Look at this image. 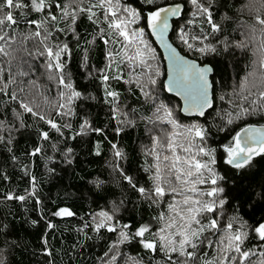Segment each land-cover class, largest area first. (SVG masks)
I'll use <instances>...</instances> for the list:
<instances>
[{"label": "snow or ice", "instance_id": "1", "mask_svg": "<svg viewBox=\"0 0 264 264\" xmlns=\"http://www.w3.org/2000/svg\"><path fill=\"white\" fill-rule=\"evenodd\" d=\"M249 50L250 70L224 91ZM254 117L264 120V0H0V264L19 250L54 264L53 218H77L74 255L101 244L93 264H264ZM140 125L129 152L123 138ZM45 181L89 210L46 213ZM20 229H43L39 251Z\"/></svg>", "mask_w": 264, "mask_h": 264}, {"label": "trees", "instance_id": "2", "mask_svg": "<svg viewBox=\"0 0 264 264\" xmlns=\"http://www.w3.org/2000/svg\"><path fill=\"white\" fill-rule=\"evenodd\" d=\"M241 2H246V0H241ZM158 51L160 49L158 48ZM161 53V51H160ZM162 54V53H161ZM239 60V75L237 76L236 71L229 69L228 73V88L224 91L231 92L232 86L239 83L240 80L243 79V77L246 75L247 71L250 70V65L252 61L256 58L253 56L252 52L249 50L246 54H239L238 55ZM94 63H97L102 66V57L99 53V51L96 54V58L94 60ZM121 90H123V85L118 86ZM177 99V98H176ZM178 100V99H177ZM220 107L227 108L228 104L227 101L216 102ZM98 110V109H97ZM99 119L104 120L105 117L101 113ZM248 122L259 124L264 123V120H261L259 117L251 118ZM243 126V125H241ZM143 125H140V127L137 130L131 131V134L123 138L124 144L127 146V149L129 152H132L133 149L138 148V137L142 135ZM21 142L16 146V153L17 155H21L22 150L25 147V142L23 137L20 138ZM146 142V141H145ZM138 155V152H137ZM25 163H27V159L23 156L21 157ZM102 163V161L100 162ZM4 167V161L3 158H0V170H2ZM92 168L99 167V164H94L91 166ZM7 171L12 174L13 180L15 181V185L18 190H22L24 187L27 186V180L20 179L22 174L19 172L18 168H13L8 162L7 165ZM35 174L38 177H43L44 175V169H43V163L41 161H37V167L35 168ZM72 182L80 183V181L73 179ZM3 181H0V187L3 185ZM65 185L69 183V178L65 176L64 182ZM44 193L48 194L50 199L46 201L47 208L46 213H49L51 210H54L57 204L63 206L64 204H69L74 207V210L78 212V214H83L85 211L89 210V205L87 202H76L73 204L72 200H63V192H60V198L57 197V193L59 192V189L61 187L60 184H57L55 182H47L45 181L42 185ZM52 201H56L55 204L52 203ZM13 210L18 214V217L23 213V208L20 207L18 204L11 205ZM148 213L145 212V218H147ZM29 216L36 217L37 212L30 211ZM47 218V216H46ZM53 222L58 225V228L56 230H50L49 235V244L53 249V259L54 264H93V259L95 253L100 249L101 244H97L95 248H88L86 247L84 249V252L81 253L80 256H76L73 254L72 250V244L76 241L77 235L72 230L73 227L77 224V218H70L68 220H62L61 218H53ZM20 235L23 237L24 241L28 242L29 249L30 250H40V237L41 233L43 232V229L40 230H33L29 229L26 233L23 229L19 230ZM14 258L16 260V264H46V257L39 256V257H33L29 252H25L23 250H19L14 253Z\"/></svg>", "mask_w": 264, "mask_h": 264}, {"label": "water", "instance_id": "3", "mask_svg": "<svg viewBox=\"0 0 264 264\" xmlns=\"http://www.w3.org/2000/svg\"><path fill=\"white\" fill-rule=\"evenodd\" d=\"M160 51H161V53L163 54V50L162 49H160ZM178 99V98H177Z\"/></svg>", "mask_w": 264, "mask_h": 264}]
</instances>
